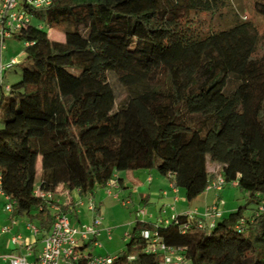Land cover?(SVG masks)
<instances>
[{
    "label": "trees",
    "instance_id": "1",
    "mask_svg": "<svg viewBox=\"0 0 264 264\" xmlns=\"http://www.w3.org/2000/svg\"><path fill=\"white\" fill-rule=\"evenodd\" d=\"M13 1L0 18V60L6 40L24 46L14 65L21 80L0 76V191L15 203L10 214L36 221L42 237L54 215L36 189L82 198L120 182L117 173L156 169L191 202L221 175L243 204L211 225L185 213L167 224L136 219L110 264H161L144 231L184 264H264V36L254 21H202L231 0ZM253 9L264 21V0ZM19 13L27 20L12 21ZM93 241L78 246L76 264H92Z\"/></svg>",
    "mask_w": 264,
    "mask_h": 264
},
{
    "label": "rangeland",
    "instance_id": "2",
    "mask_svg": "<svg viewBox=\"0 0 264 264\" xmlns=\"http://www.w3.org/2000/svg\"><path fill=\"white\" fill-rule=\"evenodd\" d=\"M235 13L238 18L242 20H252L259 28L260 35L264 36V21L255 14L253 9V0H231L230 6L227 9H224L221 11V14H216L212 18H210L209 15L202 16V21L206 25H214V26H220L224 25L229 17H231V14ZM49 36L52 39L63 41L64 36L60 31L56 30H50ZM263 51V50H261ZM3 55V61L7 62L11 58H16L18 62H21L24 58V46L21 43H18L14 40H6L4 44V50L2 52ZM21 80V73L19 69L14 66L12 69L5 71L4 73V83L5 84H15ZM110 82L120 98L123 94L122 87L117 83V81L110 77ZM38 172L40 171V159H38L37 163ZM141 172L150 173V175L154 178L160 177V175L157 173L156 169L152 170H140ZM133 173V171H129L128 174ZM39 177V175H37ZM166 184L167 181L163 180ZM134 181L125 179L126 189L125 190H117V189H109L110 194L108 195V190L104 188H96V190L93 192L91 196H89L94 203V205L99 207V216L102 219V223H104L105 229L112 231V235L114 237H117V232L119 238V244L117 245L119 249H117L116 254L120 252L125 245L126 241V234L131 230V224L134 221V217L136 216L139 220H145L144 216L145 214H150L151 212H154L155 209H159L161 207V203L165 202L162 198H159L158 191L155 181L150 184L151 186V197L148 199L149 204L141 203L139 198H137L136 195H132V197L129 196V191L132 192L134 189V186L132 185ZM142 182V181H141ZM117 184V183H116ZM149 193V192H148ZM182 193V192H181ZM147 194V193H146ZM220 196V199H222L225 202L224 210L225 208H237L240 206V204L244 203L245 195L240 193L237 188H235L232 184H229L226 186L223 190H221L220 193H217V196ZM147 196V195H146ZM55 199L58 197L56 194H54ZM89 197H82L80 198V202H77L78 205H76V208L78 210V218L81 220L83 224H90L92 222V219L94 218V215L96 212H91L88 210V204H89ZM59 200V199H58ZM61 202H65V198H60ZM2 201V200H1ZM161 202V203H160ZM173 204V203H172ZM172 204H167L164 207V211H167L170 216V206ZM223 209V208H222ZM4 210L3 206L0 203V226L2 225V219L4 218ZM143 212V213H142ZM230 211H227V213L223 214L222 216H225ZM98 214V213H97ZM72 223H77V217H74L73 215H69L68 217ZM34 225H38L36 221H33ZM81 224V225H83ZM80 226V225H79ZM102 228V226H101ZM101 230V229H100ZM39 238H37L38 240ZM102 238L99 239V245L100 247H90L89 250L93 255H101L105 256L107 251L106 249H101L103 246ZM40 245H37L39 247ZM110 247V250H114V247H111V245L108 244V248ZM107 248V249H108ZM116 250V249H115ZM111 254V253H109ZM115 254V255H116ZM112 256V255H110Z\"/></svg>",
    "mask_w": 264,
    "mask_h": 264
},
{
    "label": "built area",
    "instance_id": "3",
    "mask_svg": "<svg viewBox=\"0 0 264 264\" xmlns=\"http://www.w3.org/2000/svg\"><path fill=\"white\" fill-rule=\"evenodd\" d=\"M28 1L33 2V4L36 6L49 4V0H28ZM15 5L16 3L13 0H3L0 6V18L3 14L7 13L9 10L14 9ZM11 20L26 21L27 19L22 13H19V14H13L11 16ZM17 28H19V22L15 27V29ZM1 34L5 38L9 37L8 32H4V33L1 32ZM3 49L4 46H2V50ZM17 63L18 60L16 58H11L7 62H4L1 59L0 76L5 71L11 69ZM115 184H116L115 181H110L107 184L106 189L108 190L107 192L108 195L110 194L109 189L114 187ZM231 184L233 186H236V183L234 182H232ZM225 186H226V182L224 178L221 175H216L212 180L209 181L206 190L212 189L215 191H220L224 189ZM35 195L41 197L46 201L47 204L50 205V209L54 215V222L52 224L50 231L41 237L40 240L41 250L34 262L28 261L25 256L13 254L9 256V264H76L79 257L76 249L81 243L94 239V241L92 242V246L96 247L99 245L97 238L100 233L99 228L102 219L98 214L94 216L90 224L88 225L83 224L78 227H75L71 224L68 217L61 212L59 206L60 202L58 198L55 199L54 194L50 192H40L38 189H36ZM0 196L5 201V205L3 206L4 212L8 214L12 213L13 206L15 204L14 201L9 200V198L3 195L1 191H0ZM88 210L93 213L96 211V206L94 205L90 197H89ZM185 214L187 215L188 219H192L193 217H200L202 223L199 224V226L204 225L208 218H211L215 221L217 218L222 216L219 202H216L211 206H209L205 211V213H203L202 215L197 214L195 211L188 212ZM174 217L175 216H173L171 220ZM26 228L30 230L35 236L41 235L39 228H37L34 224L30 222L26 223ZM8 230H9L8 227H3L1 229V231L3 232H6ZM143 237L150 241L149 250L153 252L158 251L160 253L162 257L161 264H184L183 257L179 251L169 247H165L163 244L158 243L157 233L144 231ZM11 241L13 244H19L21 242V236L13 235L11 237ZM113 259H114L113 257L92 256L91 263L110 264L113 261Z\"/></svg>",
    "mask_w": 264,
    "mask_h": 264
},
{
    "label": "crops",
    "instance_id": "4",
    "mask_svg": "<svg viewBox=\"0 0 264 264\" xmlns=\"http://www.w3.org/2000/svg\"><path fill=\"white\" fill-rule=\"evenodd\" d=\"M128 172L129 171L120 172L116 174V177L120 178L121 181L117 182V184H115L114 187H112V189H117L119 191L125 190L127 188L125 184V179L133 180L134 182L132 183V185L134 186V189L132 190V192L129 191V196L132 197V195H136L137 198H139L141 203L149 204L148 199L151 197V192H152L150 184L155 181L156 183L155 187L157 188L159 198H162L163 200H165V202H162V203L160 202L161 207L159 209H155L154 212H151L150 214H147V215L145 214L144 216L145 220H142V221L166 224L169 220H171L173 216L177 214L195 211L197 214L202 215L203 213H205V211L207 210L209 206H211L212 204L216 202L220 203V211L222 215L227 213V211L231 212L236 209V208H227V209L225 208L224 210L225 202L222 199H220L219 195L217 196V193H220L221 190L220 191H215L212 189L206 190L196 199H194L191 202H188L183 196V193H181V191L178 190L177 188L173 187L170 178L163 177V176L154 178L150 175V173L141 172L140 170L133 171V173H130V175L128 174ZM163 180H166L168 184H166ZM55 194L58 197L59 202L62 206L67 205L69 207V212H71V214L68 213L66 214V216L69 217V215H73V214L76 215L77 223L74 224L69 219L71 224L75 227H78L79 225L83 224L81 220L78 218V210L76 208V205H78L77 202H79L81 198L78 192L76 190L69 192L67 190H64L63 187L60 186L56 189ZM61 197L65 198V202L63 203L61 202L60 200ZM2 199L3 198L0 196V200ZM169 203L170 204L173 203V204L172 206H170V216L167 217V215L169 214L167 211H164V207ZM95 212H96L95 215L97 213L99 215L98 206H96ZM0 217L2 218L1 215ZM136 219L137 217L135 216L134 221ZM2 220H3L2 221L3 223L0 226V264H9V256L13 254L25 256L28 261L34 262L37 258V255L39 254L41 250V242H40L41 235L35 236L30 230L26 228V223L28 222L26 218L15 217L5 212L4 218ZM134 221L132 222V224L134 223ZM213 221H214L213 219L208 218L206 223L210 225L213 223ZM132 224H131V227H132ZM35 226L37 227V225ZM3 227H8L9 230L6 232H3L1 231ZM99 229L101 230L97 238L98 244H99V239L102 238L101 241L103 243V246H101L102 247L101 249H106L107 251L106 255L103 257H113L114 258L119 253L118 252L116 254V251L117 249H119L117 245L119 244V240H121V238H119L118 236V232L116 234L117 237H114L112 235V231H108L107 229H105L104 223H102V220H101V225ZM128 233L126 234V238H127ZM13 235L21 236V242L19 244L12 243L11 237ZM37 238L39 239L37 240ZM108 244L111 245V247H114V250H110V247L108 248ZM37 245H40V246L37 247ZM97 247L99 248L100 245H98ZM94 256H101V255L97 254Z\"/></svg>",
    "mask_w": 264,
    "mask_h": 264
}]
</instances>
